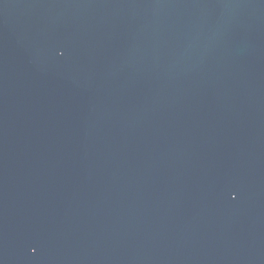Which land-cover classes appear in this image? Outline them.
Segmentation results:
<instances>
[{
	"label": "water",
	"instance_id": "95a60500",
	"mask_svg": "<svg viewBox=\"0 0 264 264\" xmlns=\"http://www.w3.org/2000/svg\"><path fill=\"white\" fill-rule=\"evenodd\" d=\"M0 264H264V0H0Z\"/></svg>",
	"mask_w": 264,
	"mask_h": 264
}]
</instances>
